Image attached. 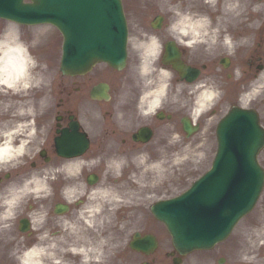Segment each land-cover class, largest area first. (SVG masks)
<instances>
[{
	"label": "clouds",
	"instance_id": "1",
	"mask_svg": "<svg viewBox=\"0 0 264 264\" xmlns=\"http://www.w3.org/2000/svg\"><path fill=\"white\" fill-rule=\"evenodd\" d=\"M25 0H23V3ZM215 7L216 0H209ZM264 5V0H257L252 11L257 12ZM167 11L170 22L167 32L174 45L195 50L203 47L207 53L218 47L234 54L235 49L247 43V38L240 41L233 39L228 33L226 24L239 19L246 11L243 0H223L221 17L216 22L203 13L182 9L178 4H169ZM259 22H256L258 28ZM251 27V25H250ZM39 40L31 42L22 39L19 29L12 25L0 30V170L7 171L23 163L25 156H30L37 143L45 142L46 128H37L35 118L49 106V97L42 96L38 101L33 99L35 90L48 88L51 80L47 75V64L41 63L32 53ZM132 48L136 53L134 84L139 90L136 109L140 116L156 114L166 103H179L181 107H189L194 115H201L211 110L223 95L221 89L209 81L196 82L189 85L188 98L181 100L183 86L173 90V71L162 66L164 45L155 34L142 33L133 37ZM239 69L235 71V79L242 78ZM264 96V70L252 80L246 90L240 94V100L247 105ZM123 102V101H122ZM117 119L123 121L124 113L117 112ZM179 133L173 132L167 143L169 146L180 144ZM202 145L183 144L179 150L170 154L162 151L161 158L152 161L148 153H139L132 158V164L139 169L137 183L141 187L155 186L164 182L170 167L185 162L197 163L203 159ZM41 149L35 147V152ZM170 157V158H169ZM100 163V157L90 161L69 162L60 168L33 172L20 184H14L0 190V229L12 227L22 206L31 198L43 201L53 195L50 181L61 173L67 180L75 181L65 184L61 189L62 198L67 204L82 201L75 219L61 217L59 227L61 233L53 235L44 226L47 224L49 211L41 204L29 213V220L34 231H40L37 242L31 247L14 250L17 264H73L66 259V254L78 256L79 264H107L109 250L115 245L111 235L105 234L106 225L112 223L115 211L132 202L133 192H122L116 185L89 188L86 182L78 180L84 167H94ZM127 157H113L105 162V175L120 178L123 169L128 166ZM248 247L239 255L241 264H257V256L251 249L264 244V225L254 227L245 236Z\"/></svg>",
	"mask_w": 264,
	"mask_h": 264
},
{
	"label": "flooded vegetation",
	"instance_id": "2",
	"mask_svg": "<svg viewBox=\"0 0 264 264\" xmlns=\"http://www.w3.org/2000/svg\"><path fill=\"white\" fill-rule=\"evenodd\" d=\"M176 1L181 3L182 9L187 10V0ZM254 2L255 0H243L246 6L243 16L226 24L227 31L234 40L240 41L241 38L246 37L248 41L238 46L234 54L230 55L226 49L219 47L212 53L205 52L203 47H198L195 50L187 49V62L195 67L199 63L201 64V81L214 82L223 93L221 100L228 103L230 108L241 105V92L246 90L249 83L264 70V12L261 10L253 12ZM209 15L215 23L217 18H214L212 14ZM257 21L260 25L258 28L256 27ZM159 32L165 33L166 30L163 28ZM164 38L165 41L171 39L166 36ZM236 69H239L243 74L239 80L235 79ZM104 81L108 84V99L106 101L92 100L90 89ZM69 89L71 92L68 91ZM138 95L139 90L135 87V84L127 82V80L122 82L118 75L107 78L105 73L97 72L81 78L75 77L69 83L60 85V92L58 93L60 111H58L56 122L58 125H56L55 130L69 129L70 109L73 110L74 114H79L83 108L92 106L94 110L90 111L91 116H96L101 121L99 122V132L97 133L92 131L95 129L93 123H90L87 127L82 126L83 129L88 128L90 130L88 132L89 148L84 154L88 156L87 159L89 161L97 157L135 153L143 146L149 145L153 147L147 148V150H164L168 146V137L174 127L167 128L154 118L144 119L143 116H140L136 109ZM61 105L65 106L62 112ZM248 109L258 112L264 127V100L251 102ZM117 112L124 113L123 121L117 119ZM223 114L224 109H221L220 116L222 117ZM35 124L37 128L41 126L46 128L45 142L39 144L37 141L33 147L32 154L25 156L20 166L9 168L7 171L0 170V190L10 185L22 183L34 171L42 172L46 169L60 168L69 162H76L75 160L64 161L60 158H55L53 162L55 149L48 137L46 117L35 118ZM143 126H148L154 133L153 139L147 145L137 143L131 139V135ZM37 146L41 149L38 153L35 152V147ZM41 151H44L47 157H51L49 162H45L38 157ZM102 160L103 158H100V161ZM73 182L75 181L65 179L61 173L56 174V179L50 181L53 195L49 199L37 201L29 198L22 206L16 220L12 222V227L7 230L0 229V240L4 242L0 244V264H8V251L13 250L18 242H22L23 237V246L31 247L37 242V236L40 231L44 229H47L53 235L60 234L61 228L59 224L61 217L70 220L76 218H74V215L82 206L83 200L74 204H67L61 195V189L65 184ZM81 182H86V179ZM41 204L49 211L48 221L44 229L34 231L29 220V213L33 209L39 208ZM57 205L66 206L67 212L58 216L55 212Z\"/></svg>",
	"mask_w": 264,
	"mask_h": 264
},
{
	"label": "water",
	"instance_id": "3",
	"mask_svg": "<svg viewBox=\"0 0 264 264\" xmlns=\"http://www.w3.org/2000/svg\"><path fill=\"white\" fill-rule=\"evenodd\" d=\"M32 1L33 5L31 6L41 8V10L31 9L27 6L23 7L22 0H0V17L20 23L49 21L58 26L57 17H61L68 22H77L84 15L92 13V16H94L97 13L104 12L102 3L96 0H85L90 3L91 10L85 8L81 2L76 3V0ZM39 12L44 13V15H39ZM36 18L42 20H36ZM96 19L99 20L97 17ZM87 28L88 31L77 32L76 35L82 33L86 39L90 40V35L94 34L95 38L91 40L94 48L87 47L90 42L81 41V43H78L68 38L66 42L68 51H65L62 63L64 73L72 74L78 67L88 69L98 60H106L113 66L123 61L124 42L120 37H101L99 39L100 32L98 30H100V27L97 22L91 28ZM103 47L107 50H102ZM173 58L174 56L167 55L166 61ZM230 132V128L224 130L211 173L200 180L184 196L162 203L152 210L154 215L166 224L175 247L180 251L186 250V246L187 249L192 248L190 242H192L195 233L193 228L205 223L206 225L211 223L210 233L212 235H209V239L201 243L202 247L205 245L210 247L212 244L226 238L235 222L251 210L259 194L262 185V173L256 165L254 157L260 142L255 136H252L253 139L248 140V145L238 157L236 155L238 150H228V146L232 144V139L229 136ZM215 172H218L221 176L218 177V180L208 182L207 180L213 178L212 173ZM235 175L237 176L236 180ZM227 180H231V182ZM207 183L210 184L209 189L206 188ZM230 188L231 190H229ZM202 190L207 191L204 193ZM192 208H198L199 211ZM213 208H217V210L213 212ZM150 245L151 241L147 244L148 248H150ZM139 247H143V242H140Z\"/></svg>",
	"mask_w": 264,
	"mask_h": 264
},
{
	"label": "rangeland",
	"instance_id": "4",
	"mask_svg": "<svg viewBox=\"0 0 264 264\" xmlns=\"http://www.w3.org/2000/svg\"><path fill=\"white\" fill-rule=\"evenodd\" d=\"M12 25L13 24L7 23L5 21H0V30H3L6 27ZM14 26L16 25L14 24ZM16 27L19 29L22 38L24 37L27 40L26 42H31L34 38L39 40L37 46L32 49V53L39 61H41V63L47 64L48 66L47 75L49 76L52 83L54 81V78H57L59 75L58 68H59L60 55H61L60 35L55 29L49 26H37V27L16 26ZM50 103H51V98L49 97V106ZM205 142L206 143L204 147L206 150L204 152V157L203 159L199 160V162L197 163L185 162L179 166L170 168L169 172L171 176L176 171L175 177L170 178L171 182L173 180L174 181L177 180L181 175L187 173V171L190 172L188 177L187 175L185 177L181 176L177 180L176 183L180 182V184L177 185L178 191H176L175 193L182 192L183 190H185L186 187H188L192 183V181H194L198 177V175L202 172V170L205 169V167L211 163L213 159V154H211V146L213 145H210L211 143L210 140H207ZM155 198L156 197L154 196L150 201L155 200ZM143 202H147V199H144ZM261 215L262 212L258 210L256 213V217H260ZM262 222L263 220H256V223H262ZM245 236L246 234L243 236V234L236 232L233 238L241 242L242 241L241 239L245 238ZM252 249L257 256V264H264V244H260L259 246H254ZM239 262L241 261L239 260ZM136 263L137 261L129 257L128 264H136Z\"/></svg>",
	"mask_w": 264,
	"mask_h": 264
},
{
	"label": "bare ground",
	"instance_id": "5",
	"mask_svg": "<svg viewBox=\"0 0 264 264\" xmlns=\"http://www.w3.org/2000/svg\"><path fill=\"white\" fill-rule=\"evenodd\" d=\"M118 187L120 188V190H123V189H121V187H122V184H119V185H118Z\"/></svg>",
	"mask_w": 264,
	"mask_h": 264
}]
</instances>
